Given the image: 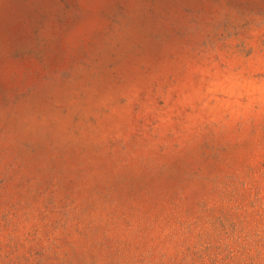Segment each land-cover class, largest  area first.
<instances>
[{
    "label": "clouds",
    "instance_id": "9594fccd",
    "mask_svg": "<svg viewBox=\"0 0 264 264\" xmlns=\"http://www.w3.org/2000/svg\"><path fill=\"white\" fill-rule=\"evenodd\" d=\"M223 21L186 18L147 74L74 66L0 107V264H264V17Z\"/></svg>",
    "mask_w": 264,
    "mask_h": 264
},
{
    "label": "rangeland",
    "instance_id": "374dc122",
    "mask_svg": "<svg viewBox=\"0 0 264 264\" xmlns=\"http://www.w3.org/2000/svg\"><path fill=\"white\" fill-rule=\"evenodd\" d=\"M264 17V0H0V107L42 88L50 73L74 66L119 81L151 72L184 42L193 15ZM247 24V21L245 22ZM131 31V49L107 52L106 39Z\"/></svg>",
    "mask_w": 264,
    "mask_h": 264
}]
</instances>
